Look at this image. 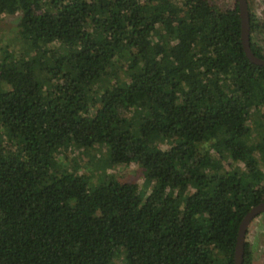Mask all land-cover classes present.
Returning <instances> with one entry per match:
<instances>
[{
  "label": "trees",
  "instance_id": "obj_1",
  "mask_svg": "<svg viewBox=\"0 0 264 264\" xmlns=\"http://www.w3.org/2000/svg\"><path fill=\"white\" fill-rule=\"evenodd\" d=\"M15 12L31 52L0 54V264H233L264 199V65L236 1L0 0ZM69 143L133 161L146 193L87 179Z\"/></svg>",
  "mask_w": 264,
  "mask_h": 264
},
{
  "label": "rangeland",
  "instance_id": "obj_2",
  "mask_svg": "<svg viewBox=\"0 0 264 264\" xmlns=\"http://www.w3.org/2000/svg\"><path fill=\"white\" fill-rule=\"evenodd\" d=\"M221 6L230 8L234 5V0H214ZM248 14L252 13L254 16L264 18V4L261 0H246ZM20 13L15 12L11 14H0V54L1 49L6 48L11 54H28L31 52L29 43L19 35L17 21L19 20ZM252 33V32H251ZM249 32V34H251ZM254 41L259 42L264 46V28L259 29L251 34ZM138 108L133 109L132 116L135 117ZM7 136L6 128L0 124V140ZM257 138L262 136L260 130L255 132ZM11 142L15 143L16 138H12ZM68 158L76 161L82 171L87 175V179L94 180L111 168V173L116 175L118 179L133 180L139 183L141 193L147 191L148 184L142 181L140 169L133 161L124 164H109L106 149L100 145L92 147H80L77 144L69 143L64 147ZM61 160L66 165L70 160H66L61 155ZM66 167V166H64ZM146 185V186H145ZM250 233L247 235L251 240V253L256 264H264V212L257 217L256 221L250 224ZM247 239V238H246ZM179 244L172 239L167 240V248L170 250H179ZM115 264H123V259L115 258Z\"/></svg>",
  "mask_w": 264,
  "mask_h": 264
},
{
  "label": "water",
  "instance_id": "obj_3",
  "mask_svg": "<svg viewBox=\"0 0 264 264\" xmlns=\"http://www.w3.org/2000/svg\"><path fill=\"white\" fill-rule=\"evenodd\" d=\"M240 18V41L246 57L253 63L264 65V58L255 55L249 46V22L246 0H236ZM264 211V199L252 205L241 218L235 237L233 248V264L242 263L243 243L245 241L244 231L249 220L258 212Z\"/></svg>",
  "mask_w": 264,
  "mask_h": 264
},
{
  "label": "flooded vegetation",
  "instance_id": "obj_4",
  "mask_svg": "<svg viewBox=\"0 0 264 264\" xmlns=\"http://www.w3.org/2000/svg\"><path fill=\"white\" fill-rule=\"evenodd\" d=\"M236 1V0H235ZM237 4V3H236ZM261 213L262 212H264V211H260ZM260 212H258L257 214H255L250 220H249V222H248V224L246 225V227H245V231H244V237H245V241L246 242H248V246H249V248L251 249V238L250 237H248L247 235L250 233V230H249V228H250V224L252 223V221L254 220V221H256L257 220V217H259L260 215H261V213ZM247 238V239H246ZM251 262H252V264H256L255 262H254V259H253V255H252V253H251Z\"/></svg>",
  "mask_w": 264,
  "mask_h": 264
}]
</instances>
